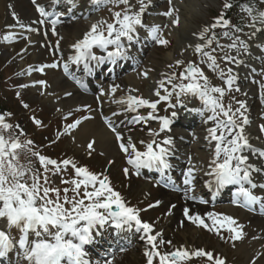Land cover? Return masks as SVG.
Here are the masks:
<instances>
[{"label":"snow or ice","instance_id":"obj_1","mask_svg":"<svg viewBox=\"0 0 264 264\" xmlns=\"http://www.w3.org/2000/svg\"><path fill=\"white\" fill-rule=\"evenodd\" d=\"M33 4L36 0H32ZM94 4H101L105 2H111L115 4L126 5V9L123 14L121 12H115L114 23H108L107 21L100 20L97 23L91 25L90 30L85 32L83 37L77 40L72 48L75 49L76 54L69 57L68 61L64 63L63 69L65 73L69 71L70 63L76 65L84 64V67L91 71L89 65L92 61L97 64L104 61L115 62L117 58H123L126 55V49L124 40L132 41L139 27L147 28L151 38L160 45H167L169 41L162 35L161 25H146L143 22V16L147 9L151 6V0H136L139 5L138 10H133L135 5L130 3V0H91ZM59 3V0H56ZM70 7L77 6V0H67ZM171 3V0H169ZM11 7V5H9ZM233 7L231 3H225L224 8L228 9ZM244 10L249 13L256 12L251 6H242ZM37 11L41 17H49L56 15L54 12L47 11L44 7L37 5ZM174 9H170L164 12L163 15L173 17ZM16 17V13H12ZM61 13L60 15H63ZM18 19V18H17ZM253 24L251 27L255 29L256 23L264 25V11H259L253 16ZM44 21H38L43 23ZM59 22V16L51 21L53 28L52 31L55 34V25ZM172 23L179 24V18L175 17ZM232 22L224 17L221 13L216 18V22L205 27L203 32L200 33L201 40L204 39V34L209 32L210 28L216 27L230 28ZM101 26H106L103 28ZM21 28H27L29 31L38 32L39 29L32 28L28 25L20 23ZM264 31V28L261 29ZM235 32H240L239 27H235ZM226 37H232V43L229 45L240 53H250L251 45L242 40L239 36H234L231 31L223 34ZM10 39V37H5ZM215 39L213 34L204 43L197 44L195 47L196 52L202 53L204 57H207L211 61L210 68H217L216 58L211 52L204 51L205 48L212 45ZM109 45L115 47L114 51H107L106 56H97L93 53L94 47H100L107 50ZM58 47V44H57ZM218 47H222L218 45ZM264 49V42L259 45ZM215 49H212L214 52ZM224 59L230 63L243 64V59H238L236 56H225ZM184 61L177 60L176 64L181 65ZM44 67L56 68L57 64L45 65L39 69L43 72ZM172 67V65H169ZM144 77L148 76V72L142 73ZM223 77L224 73L221 71ZM175 74H169L167 82L172 83L175 79ZM180 78L188 83H181L179 85H173V88L179 87L178 95L191 94L198 96L204 105L211 111L212 115L208 117L209 120L214 121V126L207 129L209 144L215 141V147L213 149L212 158L209 162V171L207 175L213 177L209 181V186H215L219 191L226 185H238V191L235 193V199L233 203L238 204L241 207L252 209L256 204H259L261 210L264 211V197L254 194L253 190L256 188L264 189V184H257L253 181V172L259 173L264 171L252 163H249V155L246 152L252 151L258 156L264 158V149H253L250 142L249 134L246 132V126L250 124L249 117L246 115V104L243 101H237L239 107L233 110L229 104L227 107L221 102V99L225 95V89L222 87L212 86L209 83L208 77L204 75L202 69L196 67L193 63H190L183 72L180 73ZM201 80L203 83H201ZM236 76L233 74L231 68L228 69V75L226 83L231 88ZM79 82V81H78ZM39 84H46V81H38ZM28 85H22L27 87ZM118 85H113L110 92L100 90V96L113 95L118 89ZM159 87H164V81L159 82ZM239 91V88L236 89ZM138 89H131L129 94L125 97L113 100L114 103L124 106L125 111L138 112L139 109L147 107L152 111L147 116L137 115L134 118V122L139 123L141 121L147 122L149 119L159 120L160 131H170L173 119L177 117L178 113L173 111L172 118L168 116L159 117L154 115L157 104L159 101H152L146 99L143 96L132 95V92H136ZM167 91V89H165ZM214 93H218L219 97L214 96ZM172 93L161 96L159 89L156 90L155 95L162 100H169ZM71 95V93H68ZM24 107H28L27 104ZM170 107H176V105H170ZM68 115H71L69 113ZM221 115L225 119H220ZM84 119H89L85 117ZM4 117L0 116V123H2L3 129H11L13 126L9 123H3ZM207 122V121H206ZM40 124V121H35ZM82 123L77 119L74 123L66 126L65 133L71 134V130L77 129ZM105 123L112 132L116 133V139L120 141V149L128 156L127 163L132 165L136 169V174H140V170L144 168H155L162 174L166 173L173 166L169 162V157L174 154L175 141L172 136H167L164 140L158 142L155 137L159 135V132H149L152 139L146 145V150L141 152L137 149L136 145L129 139L125 142L124 138L117 132L113 126L111 120L105 119ZM17 127H19L17 125ZM261 131H264V125H261ZM219 133V134H218ZM183 139V137H181ZM28 144H32V141H27ZM141 143H144L141 141ZM95 140H92L87 144L89 150H93ZM21 148V144L18 140L12 142L10 145L6 141L3 135H0V219L6 220L7 228L15 227L23 233L19 239L20 248L23 249V256L30 264H91L88 259L89 253L86 251L85 246L93 243V232L97 228H103L106 225L111 224L115 228L123 229L127 227L131 230L135 227L136 231H143L146 235L148 243L151 245L150 251L145 252L147 257V264H153L154 258H159V264H181V262L191 256L196 257L206 256L209 261H213V253L206 252L203 249H198L194 253L185 248H176L175 251L161 253L157 250V233L153 235L154 227L151 223L144 222L140 217V209L128 206L127 202L123 199L118 191H115L111 185L109 177L103 175V173H93L87 166L77 167L69 159L62 161L63 165L71 166L77 177L80 179H73L70 181L74 188L72 189L75 195L69 199L67 188L64 189L65 196L63 203L60 202V189L43 187L39 183V177L33 176V183L29 186L26 182L21 183L24 172L18 169L12 160H8L5 164L6 156H15V150ZM39 157L40 164L47 169V165L56 166L58 162L49 157L34 153ZM198 171L197 166L191 163L189 159V166L183 173L184 184L192 185L196 179L195 173ZM125 174H129V169H124ZM11 178V183H9ZM45 184L48 183L47 177L44 180ZM62 183H69L67 180H62ZM246 185H248L246 187ZM83 188V195L80 194V189ZM91 188L92 190H89ZM49 193L56 194V200H52ZM79 197V198H78ZM87 201V203L85 202ZM160 201H157L159 204ZM66 204H70L71 207H65ZM154 207V205H149ZM173 207H175L173 205ZM115 208V210H113ZM189 209L184 210V215L188 217L193 223H199L209 231H212V227L205 224L204 219L199 215H189ZM207 216L212 220V224L216 225L220 223L217 216H222L224 222L227 223V228L232 233L230 239L240 241L244 239L245 232L243 231V225L238 224L237 220L228 215L207 213ZM81 222H84L81 224ZM217 234L219 230L217 229ZM34 235L37 239L35 241L30 239V236ZM256 237H253L255 239ZM162 243H164L162 241ZM166 243L170 244L171 241ZM14 242L11 238L10 232H6L4 229H0V258L7 257L8 253L13 249ZM214 264H226L224 259L215 258ZM251 264H256L255 260Z\"/></svg>","mask_w":264,"mask_h":264},{"label":"rangeland","instance_id":"obj_2","mask_svg":"<svg viewBox=\"0 0 264 264\" xmlns=\"http://www.w3.org/2000/svg\"><path fill=\"white\" fill-rule=\"evenodd\" d=\"M207 2L202 4V8H203L202 15L193 17L194 19L193 21L202 28L208 27L207 19L211 18L212 17L211 15L214 14V12L216 11L218 12L219 7H221L222 5V0H214V2L212 1H207ZM18 4H22L24 6L27 5L29 8V5L27 4L26 0H19ZM243 11L244 9L240 8L238 10V13L242 15ZM85 30L86 27L84 25V22L69 25L68 31L62 43V47L69 48L70 46H72L77 40L81 38ZM173 45H174V41H173ZM33 48H35L36 52L42 49V51L38 53L41 55L38 62L46 61L48 59V56L51 55V53H49L50 47L48 48L47 45L43 47L42 45L37 44ZM164 49L165 48L163 49L159 48L154 51L151 50L149 56L151 57L152 54L155 53L157 56L161 58L164 55H166L168 52ZM18 50L19 48L15 49V52L17 53ZM9 52H11L10 49L0 52V73H2V78H3L2 82H4V88L3 90L2 89L0 90V101H1L0 104L2 105V108L5 109V111H2V114L6 118L5 120L13 126L11 129H8V133L13 134L14 138L20 137V139L24 143H27V141H35V139L38 140L41 146L45 144V147L42 146L43 148H46L47 146L51 148L52 151H48V152L49 154L50 153L53 154L54 157H58L61 151H70V150L73 151L74 149H76L77 146L69 140L61 141L56 145L52 144L51 142L55 138L56 134L61 130L65 129L66 126L70 123L68 121L63 124L62 119H58L55 117L57 114H59V110L56 105L52 104L54 102L47 100L46 95L40 93V91L35 88H33L32 90L25 88V91H23L21 95L19 90L11 89L13 86H16L18 84H23V82H22V77H18V76L17 79L14 78L9 81V79L13 77V75L17 73L18 70L21 69V66L19 65L18 61H16L17 56L16 58H14L13 62H10V60L7 61L10 63L5 62V60L9 58V54H8ZM27 54H28L27 57H29L28 63L29 64L34 63L35 61L32 58L31 52H28ZM155 61L156 62H153L155 67L163 65V63L165 62L164 60H159L157 58H155ZM10 65H12V67H9ZM50 74L51 72L49 73V75L44 77L49 80V83L47 84V89H50L48 95H61L62 91L66 89V83L60 80L61 82L60 85L54 86L53 77H56L58 73L54 72V74L51 75ZM36 76L38 77L39 75L37 74ZM25 104L28 105L27 108L24 107ZM35 121H40L41 123L37 124L35 123ZM51 124L54 125L51 126ZM17 125L19 127H17ZM80 150L85 151L86 149H80ZM28 152L30 155H33L35 151L28 150ZM105 160H107V158H105L104 161ZM118 165H119V161L116 159V164L114 168L111 169V173L113 174L117 173L119 169ZM76 179H80V177H76ZM32 183H33V179L27 181V184L29 186H31ZM71 187L74 188V185H71ZM80 190L83 191V188ZM116 191H118L123 198L134 203L135 197H133V195L136 194L134 191L130 189L128 190L126 189V192L130 195V197H125L126 192L124 190L121 191L120 185L118 186ZM202 218L204 219L205 224H208L211 227L210 222H212V220L207 215H204ZM173 222H171L170 224L168 222L166 223V229L168 230V232H166V234L162 239V241L164 242L162 244L163 253L170 252L172 247L176 243H186V242L195 243V244H197V242H203V243L205 242L207 243L206 245L207 247L216 248L217 243L207 233L202 232L198 229L195 232L188 231V229H186V226L185 228L183 227L181 228L178 226L175 227L173 225ZM196 226L205 228L203 225H200L198 222ZM183 233L185 234V236L182 235ZM167 241H171V243L168 244L166 243ZM137 259L138 257L129 256L123 259V261L119 262V264H127L128 262L129 264H138L141 260L136 261Z\"/></svg>","mask_w":264,"mask_h":264},{"label":"bare ground","instance_id":"obj_3","mask_svg":"<svg viewBox=\"0 0 264 264\" xmlns=\"http://www.w3.org/2000/svg\"><path fill=\"white\" fill-rule=\"evenodd\" d=\"M207 1L214 2V0H187V1L183 0V2L181 4V7H182L181 13L184 16L182 17V20H183L182 24L179 25L180 30L182 31L183 35L186 33L187 30L191 31L190 29H188V27H190V25H191V18H193L194 16L202 15V4H204ZM7 3H11V1L10 0H0V14L2 15V17H0L1 21H3V19L9 20V17L11 16V12L9 11V8L7 7ZM15 3H16V0H15ZM17 8L20 12L19 11H15V12H18L24 18L29 19V17H31V15L29 14V12L27 10L23 11L18 6H17ZM89 22H91V20ZM5 24H8V23H5ZM171 56H172V54H168L165 58L168 59ZM19 59H21V57H19ZM26 59H28V58H24L23 60L26 61ZM23 60H22V63L24 65H26L27 63ZM144 83L146 85H148V88H150V90L153 92L154 87L152 86V84L155 83V80L152 77H147L146 81H144ZM54 85L59 86L58 81H55ZM131 89H138V91L132 92L133 95L139 96V94L141 92H144L146 94V91H143L141 88H139L137 86H132L130 88V90ZM161 95H163V93H161ZM79 96H80V94L74 93L73 96L68 98V99H64L63 97L57 96V95L52 96V98L48 97L47 99H49L51 101L52 100H58L56 105L60 108H70V107L76 106L77 104L83 103V99H80ZM106 97L107 96H104L102 98V99H104L103 100L104 104H108V102L105 100V99H107ZM112 100H116V99L112 98ZM116 104L117 103H115L114 105H116ZM88 136L96 138V148L97 149H100L101 151L107 152L109 157H112L113 155H115L116 150H115L114 145L112 144L114 139L112 138V135L107 131L106 128L102 127L101 125L97 126L96 123H92V122H90L88 124L85 123L79 128V130L76 134V141L75 142L78 144L83 143L85 146H87V144L89 142H91L90 139L86 138ZM234 213H236V212H234ZM189 231L194 232L195 230L189 228ZM182 235L185 236L184 233ZM243 250L246 251V257L249 258V254H248L247 249H243ZM258 260H260L258 264H262L264 262V256L260 257Z\"/></svg>","mask_w":264,"mask_h":264}]
</instances>
